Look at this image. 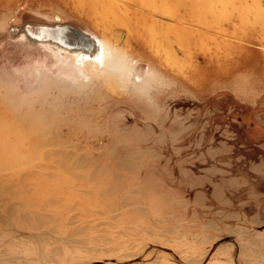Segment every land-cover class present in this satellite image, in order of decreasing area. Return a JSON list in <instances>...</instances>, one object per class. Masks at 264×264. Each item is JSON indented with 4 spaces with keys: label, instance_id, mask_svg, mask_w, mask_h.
<instances>
[{
    "label": "rangeland",
    "instance_id": "374dc122",
    "mask_svg": "<svg viewBox=\"0 0 264 264\" xmlns=\"http://www.w3.org/2000/svg\"><path fill=\"white\" fill-rule=\"evenodd\" d=\"M163 5L0 0V264H264V0Z\"/></svg>",
    "mask_w": 264,
    "mask_h": 264
},
{
    "label": "bare ground",
    "instance_id": "6f19581e",
    "mask_svg": "<svg viewBox=\"0 0 264 264\" xmlns=\"http://www.w3.org/2000/svg\"><path fill=\"white\" fill-rule=\"evenodd\" d=\"M163 1L165 0H148L149 10L152 13H157V14L160 13L162 15L177 17L178 14L170 11L169 8L165 7V5H163ZM158 3L162 6V8L158 6ZM129 4L125 3V5L122 6L125 12H127L128 9H130L129 8L130 6H128ZM18 33L27 36L31 40V43L45 44L50 47H54L61 51L72 54L84 53V55H87L89 57H95V56H100L101 53H103V47L100 46L93 37L83 33V31L81 32L79 30L78 32L77 28L72 27L70 25H55V26L26 25V27L20 29Z\"/></svg>",
    "mask_w": 264,
    "mask_h": 264
},
{
    "label": "water",
    "instance_id": "95a60500",
    "mask_svg": "<svg viewBox=\"0 0 264 264\" xmlns=\"http://www.w3.org/2000/svg\"><path fill=\"white\" fill-rule=\"evenodd\" d=\"M78 32H79V30H78ZM221 241H234V239L230 238V237H227V238L222 239ZM208 260H209V257H207V259L205 261V264L208 263Z\"/></svg>",
    "mask_w": 264,
    "mask_h": 264
},
{
    "label": "crops",
    "instance_id": "0c3cea01",
    "mask_svg": "<svg viewBox=\"0 0 264 264\" xmlns=\"http://www.w3.org/2000/svg\"><path fill=\"white\" fill-rule=\"evenodd\" d=\"M221 246H224V244L222 245V243H221L220 247H221ZM240 251H241V250H240ZM211 252H212V250H211ZM213 253H214V252H213ZM213 253H212V254H213ZM208 254H209V253H208ZM207 256H208V255H207ZM204 260H205V259H204ZM203 262H204V261H203Z\"/></svg>",
    "mask_w": 264,
    "mask_h": 264
}]
</instances>
